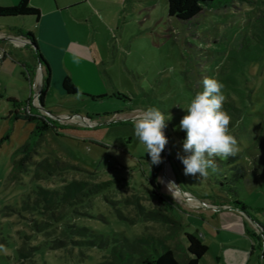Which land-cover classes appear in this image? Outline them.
<instances>
[{
	"label": "rangeland",
	"instance_id": "374dc122",
	"mask_svg": "<svg viewBox=\"0 0 264 264\" xmlns=\"http://www.w3.org/2000/svg\"><path fill=\"white\" fill-rule=\"evenodd\" d=\"M9 1L0 0V5ZM31 4L45 6L42 0ZM73 12L84 18L75 26L82 42L65 56L64 66L84 92L108 96L66 95L57 81L63 65L51 61L44 108L51 113L46 120L56 128L49 126L43 135H34L37 120L9 112L13 101L8 94L26 95L28 73L37 63L35 50L31 44L0 40V51L12 52L0 59V264H141L140 248L155 252L161 244L150 234L163 238L183 259L188 254L186 232L208 244L205 257L214 263L229 233L222 226L217 230V205L232 197L231 187L247 206L257 194L244 180L231 178L229 157H219L224 161L216 160L217 171L209 170L207 178L186 176L177 159L186 134L178 126L191 99L202 91V80L222 82L238 160L250 170L249 165H256L261 171L256 190L264 191V0H237L185 21L168 15L167 0H78ZM25 19L32 22L34 16L0 15L11 25ZM148 107L172 116L165 129L169 143L158 166H150V156L134 134V121ZM32 137L39 139L36 151L20 171L17 149ZM44 159L79 168L64 171L55 165L56 173L46 177L41 174L45 168L37 165ZM223 172L229 176L224 186ZM153 177L163 203L153 192ZM72 178L113 181L79 205L89 214L75 217L80 226L90 227L93 232L85 237L96 243L53 248L33 226L41 214L31 209L28 196L38 185L59 186ZM169 181L175 183L170 189ZM138 201L165 208L171 219L146 215ZM220 209L230 211L229 205Z\"/></svg>",
	"mask_w": 264,
	"mask_h": 264
},
{
	"label": "trees",
	"instance_id": "16d2710c",
	"mask_svg": "<svg viewBox=\"0 0 264 264\" xmlns=\"http://www.w3.org/2000/svg\"><path fill=\"white\" fill-rule=\"evenodd\" d=\"M237 0H167V13L169 16H175L181 20H189L200 12L206 9H219L221 7H227L232 5ZM0 15H32L35 20L38 21L41 15V9L31 4V0H19L14 5L2 6L0 5ZM20 33L28 40L26 44H31L35 50V55L37 59L36 66L38 63L42 65L44 69V82L43 89L40 94V101H42L43 93L45 87L49 85L51 68L40 51L36 36L31 30H20ZM4 58L1 57V59ZM63 87L68 94H79L82 96H88L92 99H101L107 94H91L80 91L70 75H66L62 81ZM13 101V106L10 109V113H14L16 118H24L27 120H37L36 127L34 129V135H43L46 128L52 126L56 128V124L49 123L46 119L47 115H41L39 109L31 106V98L26 101L18 102L17 99L9 97ZM24 105H30L32 113L28 112L21 107ZM35 110H34V108ZM38 138L33 139V137L17 149V154L20 157L16 160V166L20 171L26 170L29 161H31L33 153L36 151L38 144ZM239 155L229 157V166L233 169V180L237 182L245 180L249 170L248 165L245 162L239 161ZM217 164H221L224 160L217 157ZM38 167H44L45 170L41 174L48 177V175H54L55 165L66 170L69 168H79L76 165H72L65 161L56 160L55 163L44 159L37 163ZM38 176H42L40 172H37ZM228 174L223 172L220 179L221 185L224 186L227 182ZM113 180H103V181H92L87 178H72L70 180H65L59 186L56 184L52 185H38L35 193L28 196V202L31 209L39 212L41 215L40 219L33 220V226L37 231L44 232L50 242L51 247L61 248L68 245H79V244H95L93 238H87L89 233L93 232L88 226H80L75 222V217L79 214H89L87 210H82L79 205L83 203H89L91 197L98 194L104 189V187L111 184ZM151 183L153 184V192L158 195V198L163 196L159 192V183L155 177L151 178ZM232 193V197H228V202L230 207L245 210L246 206L243 201H240L237 196L238 192L236 188H229ZM140 210H142L146 215L150 217H155L156 219L167 220L170 219L169 215L160 209L148 208L140 201L137 202ZM82 235L83 238L78 237ZM153 240L161 242V244H156L155 252H150L144 247L140 248L144 254L141 257V264H200V260L203 255L207 252L209 246L208 244L196 233L186 232L187 237V257L179 259L176 256L175 250L168 243L163 241L161 237L156 235H149ZM129 241V239L127 238ZM144 243L142 242L141 246Z\"/></svg>",
	"mask_w": 264,
	"mask_h": 264
},
{
	"label": "crops",
	"instance_id": "0c3cea01",
	"mask_svg": "<svg viewBox=\"0 0 264 264\" xmlns=\"http://www.w3.org/2000/svg\"><path fill=\"white\" fill-rule=\"evenodd\" d=\"M18 1L19 0H11L9 2H1V4L9 6L16 4ZM42 1L45 5L43 9L36 5L41 9V15L38 21H36L35 18L32 20V22L25 19L23 24L11 25L6 24L3 22V20H0V40L9 38V40L13 41L10 38L11 36L20 35L24 37V35L20 33V30L33 31L36 36L40 51L48 61L50 68L51 61H56L63 65L61 71L58 73L57 80L59 81L60 79L62 88L64 89L62 84L63 78L66 75H70L78 89L84 92L86 91L85 88L79 87L77 84L78 80L74 76L73 72L70 71V74L68 69L64 66L65 56L68 53H74V51L77 50V46L82 42V38H80L78 33L75 31V26L81 24L80 21L84 18L76 16V14L73 12V8L78 4V0H60L59 4L56 0L54 4L50 3L49 0ZM33 24L35 28H33ZM7 26L9 29L11 28V30H7ZM4 51L3 59H5L8 52L6 50ZM9 51L10 52L8 53H12L11 50ZM31 73L32 74H30L29 71L28 75L32 78V81H36V87H34V89L32 88V84L29 79V85L25 86V96L19 98V96L16 94L10 93L8 94V97H13L17 99L18 102L26 101L29 98L33 100L36 90H39V81L44 79V69L35 66ZM49 86L50 84L45 87L43 93L42 102L44 105ZM66 95L72 94H68L66 92ZM249 166H251L252 169L248 170L247 177L243 183L248 184L249 189L253 188V191L257 195H254L255 198L250 200L251 202L248 206L246 205V201H243L246 206L245 210L230 207V204L227 200H223L222 204L217 205L218 207L215 209L217 230H219V226H222L223 228L228 229L229 233H226L223 236L221 241L222 248L221 250L219 249L218 256L216 260H214V263H210L206 260V253L203 255L202 259L205 261V264H264V253L262 255L258 247L259 237L264 233V191H260L259 193L256 190V187L259 184L261 171L258 170L256 165ZM239 196L240 195L238 194L237 198L241 199ZM159 200L161 202L164 201V197L159 198ZM222 205H229L230 211L220 209ZM155 209H160L163 211L166 210L165 208L161 207ZM243 213H246L247 218L245 215H242ZM260 213L262 214L260 215Z\"/></svg>",
	"mask_w": 264,
	"mask_h": 264
},
{
	"label": "clouds",
	"instance_id": "9594fccd",
	"mask_svg": "<svg viewBox=\"0 0 264 264\" xmlns=\"http://www.w3.org/2000/svg\"><path fill=\"white\" fill-rule=\"evenodd\" d=\"M224 84L216 78L205 77L202 91L195 94L186 114L179 122V130L185 132L182 152L177 159L184 166V174L197 179L207 178L209 170L217 171V157H233L239 152L236 136L230 129L232 117L224 108L226 96ZM171 115L159 108L148 107L140 111L134 121V134L145 146L150 156V166L163 163L162 153L169 143L165 134ZM175 185L169 181L167 188Z\"/></svg>",
	"mask_w": 264,
	"mask_h": 264
},
{
	"label": "built area",
	"instance_id": "2783aa9c",
	"mask_svg": "<svg viewBox=\"0 0 264 264\" xmlns=\"http://www.w3.org/2000/svg\"><path fill=\"white\" fill-rule=\"evenodd\" d=\"M13 41H16V43H20V44H26V42H28V40L26 38H24L23 36H20V35H15V36H11L10 37ZM4 52L5 51H0V58L3 57L4 55ZM39 68H42L41 66H38ZM30 81H31V84H32V88L34 89V87H36V81H32V78H29ZM43 82H44V79L43 80H40L39 81V90L37 89L35 94H34V98L33 100H31V106H34L36 108L39 109V113L41 115H49L51 113H49L47 110L45 109H40L39 108V105H40V94L42 92V89H43ZM38 85V84H37ZM30 105H24L22 106L21 108L28 111V112H33L32 109H31V106ZM63 116V115H62ZM72 116V115H71ZM65 117V116H64ZM259 231V230H258Z\"/></svg>",
	"mask_w": 264,
	"mask_h": 264
},
{
	"label": "water",
	"instance_id": "95a60500",
	"mask_svg": "<svg viewBox=\"0 0 264 264\" xmlns=\"http://www.w3.org/2000/svg\"><path fill=\"white\" fill-rule=\"evenodd\" d=\"M38 66H41V67H42V65L40 64V62L38 63ZM39 108H40V109H45V108H44V104H43L42 101H40ZM48 112H49V111H48ZM49 113H50V112H49ZM258 247H259V249H260V251H261L260 253L263 255V253H264V233L261 234L260 237H259V244H258Z\"/></svg>",
	"mask_w": 264,
	"mask_h": 264
}]
</instances>
